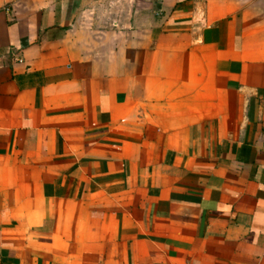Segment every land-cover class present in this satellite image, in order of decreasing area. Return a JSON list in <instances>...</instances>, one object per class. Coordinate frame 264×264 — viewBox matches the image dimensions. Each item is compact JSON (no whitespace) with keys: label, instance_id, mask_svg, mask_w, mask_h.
I'll return each mask as SVG.
<instances>
[{"label":"crops","instance_id":"0c3cea01","mask_svg":"<svg viewBox=\"0 0 264 264\" xmlns=\"http://www.w3.org/2000/svg\"><path fill=\"white\" fill-rule=\"evenodd\" d=\"M0 264H264V0H0Z\"/></svg>","mask_w":264,"mask_h":264}]
</instances>
